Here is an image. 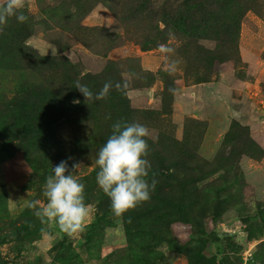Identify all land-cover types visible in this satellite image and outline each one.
Returning a JSON list of instances; mask_svg holds the SVG:
<instances>
[{
  "label": "rangeland",
  "instance_id": "rangeland-1",
  "mask_svg": "<svg viewBox=\"0 0 264 264\" xmlns=\"http://www.w3.org/2000/svg\"><path fill=\"white\" fill-rule=\"evenodd\" d=\"M24 2L0 31V264H264V0ZM77 80L129 88L86 103ZM118 120L151 130L157 180L119 217L95 180ZM62 160L92 206L74 235L28 208Z\"/></svg>",
  "mask_w": 264,
  "mask_h": 264
},
{
  "label": "clouds",
  "instance_id": "clouds-1",
  "mask_svg": "<svg viewBox=\"0 0 264 264\" xmlns=\"http://www.w3.org/2000/svg\"><path fill=\"white\" fill-rule=\"evenodd\" d=\"M24 7V0H3L0 3V31L10 18H15L21 24L26 23L28 16L22 11ZM158 51L168 61L164 70L169 75L178 71L180 62L169 59L175 49L168 44H160ZM127 75L134 76L133 73ZM128 88L127 80H108L99 92L94 93L79 80L75 83V89L82 94L86 103L105 100L113 89L125 92ZM175 91V88H169L170 93L175 94ZM72 103L78 105L80 100L74 99ZM149 138H152L151 130L145 124L118 120L112 124V134L96 153V183L109 197L111 209L118 217L148 202L156 188L157 180L154 175L149 180L152 168L147 158L150 154ZM82 168L84 167L80 162L73 163L69 168L67 160L52 167V174L46 177L43 186L44 200L28 202V208L42 224H56L68 235L82 233L86 229L92 206L85 203L86 186L78 177V170Z\"/></svg>",
  "mask_w": 264,
  "mask_h": 264
}]
</instances>
